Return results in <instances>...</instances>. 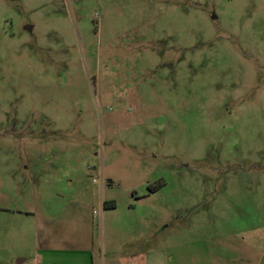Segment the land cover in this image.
Instances as JSON below:
<instances>
[{
    "label": "rangeland",
    "instance_id": "rangeland-1",
    "mask_svg": "<svg viewBox=\"0 0 264 264\" xmlns=\"http://www.w3.org/2000/svg\"><path fill=\"white\" fill-rule=\"evenodd\" d=\"M40 238L264 264V0H0V264Z\"/></svg>",
    "mask_w": 264,
    "mask_h": 264
},
{
    "label": "crops",
    "instance_id": "crops-1",
    "mask_svg": "<svg viewBox=\"0 0 264 264\" xmlns=\"http://www.w3.org/2000/svg\"><path fill=\"white\" fill-rule=\"evenodd\" d=\"M40 241L42 244L36 250L33 264H140L138 258H135L136 254L130 252L124 253L122 257H116L118 250L115 247H111L108 256L102 248L97 253L93 241L80 246L64 242L65 244L58 247L45 238H40ZM125 244L128 245L129 242ZM120 253L119 251L118 254ZM146 254L147 252L144 253Z\"/></svg>",
    "mask_w": 264,
    "mask_h": 264
},
{
    "label": "water",
    "instance_id": "water-1",
    "mask_svg": "<svg viewBox=\"0 0 264 264\" xmlns=\"http://www.w3.org/2000/svg\"><path fill=\"white\" fill-rule=\"evenodd\" d=\"M215 17L213 16L212 19H214ZM27 31H31V27H27Z\"/></svg>",
    "mask_w": 264,
    "mask_h": 264
}]
</instances>
